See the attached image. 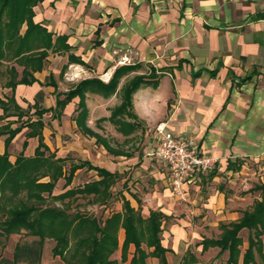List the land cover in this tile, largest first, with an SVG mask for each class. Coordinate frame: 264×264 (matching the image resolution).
<instances>
[{"label":"crops","instance_id":"obj_1","mask_svg":"<svg viewBox=\"0 0 264 264\" xmlns=\"http://www.w3.org/2000/svg\"><path fill=\"white\" fill-rule=\"evenodd\" d=\"M51 2L52 11L46 8ZM37 4L33 6V20L51 30L53 39L57 34H66L71 48L49 50L43 66L33 71L34 81L19 82L13 88L2 83L0 97L13 95L24 109L43 92L41 106L49 109L41 115V132L48 149L121 172V181L128 183L137 199L141 194L142 200L151 201L143 204L146 216L151 208L168 217L176 216L167 226V235L170 231L175 241L196 233L193 226L238 218L246 192L227 197L212 182L222 175L230 178L226 173L233 168H226L227 162L240 169L247 155L253 161L260 159L264 166V0H40ZM36 5L43 9H36ZM93 56L98 58L95 63L103 66L102 76L90 71L93 67L88 59ZM124 64L134 67L121 75L114 92L105 96L86 90L81 102L80 95L73 96L58 114L56 100L64 96V91L85 77L108 81L115 67ZM67 66L81 72L65 77L68 82L64 83L60 75ZM144 66L146 71L142 72ZM17 69L20 77L23 64ZM136 74L155 80L142 83L132 92V115L123 113L127 121L148 125L144 132L139 131L144 141L143 156L126 149L114 152L108 139L98 143L93 134L99 128L95 121L98 117L106 116L104 121L112 124L111 111L122 101L125 83ZM148 86L152 90L146 89ZM34 110L32 107L29 111ZM2 111L0 107V114ZM26 116L24 111L20 117L10 114L0 118V125L20 126L8 141V127L0 135V153L7 149L11 162L16 158L15 150L33 154L39 142L37 135L28 133L27 121L31 119L22 120ZM161 121L172 130L192 133L197 144L216 158L210 183L206 179L211 170L199 181L185 184V199L173 195L163 167L145 153L148 144L154 143V127ZM83 168L96 172L84 165L74 173ZM131 173L136 180L138 174H146L150 183L131 184L133 180H127ZM127 186L120 188L122 201L126 199L137 207L135 197L125 189ZM231 187L230 191H236ZM166 221L162 219L161 227ZM132 247L133 255L135 245L129 242L128 249Z\"/></svg>","mask_w":264,"mask_h":264},{"label":"rangeland","instance_id":"obj_2","mask_svg":"<svg viewBox=\"0 0 264 264\" xmlns=\"http://www.w3.org/2000/svg\"><path fill=\"white\" fill-rule=\"evenodd\" d=\"M37 5L35 6L36 9H43L42 6ZM46 8L52 11L54 9V3L51 2V4H48L46 6ZM45 19L43 20L44 23H46ZM24 25L25 24L23 23L21 26V32H23L24 30ZM49 50L53 51L51 50V48H49L47 52H49ZM97 54L100 55V52ZM97 59L98 58L94 56L88 59L89 63H91V67H93V70L90 69V71H93L99 76H102L103 66L97 65L95 63ZM19 64L20 63L15 61L14 59L9 61L3 60L0 62V84L5 83V81L12 75V71L10 72L11 66L14 67L16 77L19 76V71L17 69ZM146 67L147 66L141 68L142 72L146 71ZM70 68L69 66H67L64 73L60 75V78L64 83L68 82L65 77L72 78L74 74L75 76H77V74L81 72H74L72 70L73 67ZM128 77H125V79ZM152 88L153 87L148 86V88L146 89L152 90ZM42 97L43 92L41 91L35 97V102L29 104L23 109L24 111H26L27 116L22 120L37 117L36 113H31L29 110H31L32 107H44L41 106ZM117 98L118 97L116 95L114 100H116ZM165 100L169 101V96L166 97ZM62 108L63 106H59L56 108L58 114L62 112ZM45 114L44 117L48 118ZM105 119L106 116H100L95 120L97 121L99 128L97 132L93 131V134L96 136V141L98 143L107 142L108 139L109 142H107V144L109 143V147L114 152H117L121 149H126L127 151H131L132 153L133 151H136L139 156H143L144 141L143 135H141L139 131L144 132L148 125H142L139 123L137 124L136 122L127 121V115L124 114L119 115L118 117H116V119H113V122L115 123L112 122V124L110 125L104 121ZM104 124H106V126H104ZM8 126L9 123H5L4 127ZM38 129H40V127L36 124L30 132L36 131ZM41 129L40 133L42 135ZM133 130L136 131L135 134H133ZM118 132L121 133V135L118 134ZM63 139H67V136H64ZM152 145L153 143L148 144V149L145 150V153L152 147ZM40 150H43V156H50L51 154L52 156L50 157L52 159L61 157L59 160H57L59 169L57 172V177L54 181L53 188L49 193L47 191L42 192L44 196V199L42 201L35 203L34 199H31L27 196L25 190L12 194L10 189L7 188L5 191H3V189L0 187V264H84V253H86V251L88 250V246L90 245V237L91 235L97 234L95 231V224H103L104 220L107 217L118 213V216L112 217L109 223V229L115 226V230H113L114 234L116 235L117 245L108 255V258L111 260L110 264H131L133 247L129 250L128 244L126 246H123L122 242L123 238L125 237V227L122 225V222L124 219V215L126 214V210L124 201H122L121 198L122 194L120 188L121 186L125 187L128 185L127 182L123 183L121 181L122 173H118L117 171H115L116 175L111 178L112 180L109 182V184L101 186L102 190L100 193L95 194L94 192H79L77 191L79 187H82L85 183L93 179L100 178V175L97 173V171L95 172L93 170L83 168V170L77 171L76 174L73 171V173L70 175V178L68 179L67 175L69 167L72 164H77L79 162V160H77L78 158L71 155L70 153L60 156L55 151L49 150L48 146L46 147V149H43V146H40ZM13 153L16 156L20 153H22L24 156L34 155V153H25L23 150H15ZM250 158L251 157L248 155L244 156V158L242 159L243 164L240 169L233 168V170H231V173H226L231 175L230 178L228 177L229 175H222V177L218 179V181L212 182V184H215L217 187L222 188L227 197L235 198L234 194L239 196L241 192H246V205H244L245 200L242 199L241 202L243 203V205L241 206L244 207H241L239 209L241 215L243 210L252 208L254 200L261 198L259 191L256 189H252V187L254 184L264 181V166H262L263 162H261L260 159L258 161H253L252 158L251 161ZM214 173L215 171L211 170L208 178L206 179L208 182L205 180L207 183H210ZM131 175L132 173L127 177V180H133L131 184H133L135 181H139L144 186L150 183L151 178H149L146 174H138L137 180ZM40 179L48 180L50 179V176L46 175ZM66 180H68V182H66ZM229 186H232L231 188L236 191H230ZM69 189H71L69 192L64 193ZM125 189L128 190L130 195L133 194V196L135 197L136 193L130 189V186H127ZM139 195V200L135 197L137 207L131 205L130 206L133 208V214L135 215L134 223L141 231H143L140 235L142 239L141 247L144 250L143 261L145 262V264H160L159 258L151 253V247L153 248V245H149L146 243L150 226L143 204H149V202L151 201L149 199L142 200L141 194ZM28 204L36 205L38 208L32 213L33 216L37 212L41 211L40 209L45 207H55L61 210L57 217L52 218L46 216L43 218L46 227V235H44V237L42 238V243H39V236L33 234L32 232H29L28 228H26L24 225H19L15 228V230L9 233H5L1 229L2 220L6 218L9 210ZM83 217L88 218V221L85 223L79 222V219ZM174 217L176 216L170 214L169 217L166 218L167 223H163L162 229L159 233L161 244H167L166 246L169 247V251L167 252L168 259L166 258L168 262H171L173 264H182L183 262L187 264H227L226 260L228 257V250L220 252L219 246L214 244L208 245L205 249H202V242L200 241L203 238L219 237L226 229L227 223L237 220L239 219V217L228 220L221 219L214 225L201 224L199 228L193 226V231L197 232L191 233L187 236V239L182 238L180 241H175L173 238V234H171L170 231L169 236L167 235L168 223L170 225L172 221H175ZM67 223V243L65 245H61V243L57 242L56 235H50V229H52L53 231H58L56 233L58 235L59 233H62V230L65 228ZM238 234L242 238V241L239 244L238 259L236 262L230 264H241L243 250L247 245L249 230L246 227H243L238 231ZM256 237H258V239L261 241V245L259 249H254V264H264V229L262 233L258 234ZM121 242L122 246L120 252L118 247L119 243ZM16 245L18 246L19 254H17V256L19 258L17 259V261H14V249ZM55 245H57L58 248L62 249V253L53 252V247ZM128 251L130 255L128 254ZM191 254L194 256V259L192 261ZM128 257H131L130 262L127 260ZM136 264H142L141 258H139V255L137 254Z\"/></svg>","mask_w":264,"mask_h":264},{"label":"trees","instance_id":"obj_3","mask_svg":"<svg viewBox=\"0 0 264 264\" xmlns=\"http://www.w3.org/2000/svg\"><path fill=\"white\" fill-rule=\"evenodd\" d=\"M40 0H0V62L3 60H15L20 64H23V69L20 77H16L14 67L11 66V76L5 81V84L12 88L19 82L31 83L36 78L33 75V71L40 69L45 60L44 57L47 54L49 48L53 51H65L71 48L70 44L66 41L67 35L57 34L53 39V32L40 21H34L33 6ZM25 23L26 27L23 32L20 31L22 24ZM69 56L74 57V54L69 53ZM75 59H79L74 57ZM80 60V59H79ZM134 65L124 64L115 67L111 77L108 81H103L97 76L85 77L80 79L72 88L64 91L62 98H57L56 106H63L73 96L80 95V102L86 90H93L102 93L107 96L115 91L119 78L125 72L130 70ZM151 76V75H150ZM144 74H136L131 77L124 85L123 92L124 96L122 101L112 109L110 117L116 119L117 115L126 113L132 115L130 111L131 107V95L132 92L142 83L152 82L155 80L144 78ZM0 107L2 113L0 118L10 114H17L20 117L24 110L15 101L13 95L4 99L0 97ZM49 108L36 107L34 113L37 114L35 119L27 121L30 126L29 134L38 135L39 142L35 147L33 156H24L22 153L18 154L13 162L8 158L9 152L5 149L0 153V187L5 191L7 188L10 189L12 194L26 191L27 196L34 199L35 203L40 202L44 199L42 194L43 191L51 192L54 181L57 177L58 172V161L52 159L50 156H43V150H40V146L46 149V145L42 140L40 129L43 125L41 119L42 113ZM84 118V115H83ZM129 123V122H128ZM38 125L40 129L32 131L35 125ZM4 125H0V135L4 132ZM20 126L9 128V134L7 141L12 137ZM91 131V130H90ZM87 166V168H93L100 175L99 179H93L85 183L82 187H79V192H94L100 193L103 185H108L112 180L111 178L116 175L115 171H110L104 167L94 165L88 160H80L77 164H72L69 167L68 179L73 171L80 166ZM239 166V164H238ZM226 168H237V165L232 164L230 161L227 162ZM49 175L50 179L41 181L40 177ZM68 182V180H66ZM252 189L259 191L261 196L260 199L254 200V204L251 209H245L239 219L230 221L227 223L224 232L216 238H203L202 249H205L208 245H218L219 251L228 250L227 264L236 262L239 255V244L242 241L238 231L246 227L249 230L247 237V245L243 250L241 264H254V249H259L261 241L256 237L261 234L264 229V181L258 182L253 185ZM71 189L65 191L69 192ZM124 206L126 214L122 225L125 227V237L123 240V246H126L129 242H133L135 245V251L131 258V264H136V254L143 261V249L141 247V237L143 231L134 223L135 215L133 214V208L129 202L124 199ZM38 208L36 205H24L9 210L6 218L2 220L1 229L5 233H9L15 230L19 225H24L28 228L29 232L39 236V243L43 242V237L46 235L44 217H57L61 210L55 207H45L40 209L34 216L32 213ZM119 214V213H118ZM118 214L107 217L103 224H95V231L97 234L91 235L90 245L88 250L84 253L85 263L84 264H110L108 255L113 251L117 245L116 235L114 234V227L109 229L110 219ZM168 215L159 209H150L147 216L150 230L148 231L147 244L153 245L151 253L159 258L160 264H173L168 262L165 257V251L168 249L163 246L160 242L159 233L162 229L161 221L163 218H167ZM88 218L83 217L79 219V222L85 223ZM68 223L62 230V233L56 234L58 231L50 229V235L57 237V242L61 245L67 243V230ZM114 229V230H113ZM49 230V228H48ZM86 237V236H84ZM15 258L17 261L19 258L17 254L18 246L14 249ZM54 253H62V249L58 248L57 245L53 247ZM194 256L191 254V261ZM182 264H187L183 262Z\"/></svg>","mask_w":264,"mask_h":264},{"label":"built area","instance_id":"obj_4","mask_svg":"<svg viewBox=\"0 0 264 264\" xmlns=\"http://www.w3.org/2000/svg\"><path fill=\"white\" fill-rule=\"evenodd\" d=\"M155 141L146 152L164 169L171 192L186 198L185 184L199 181L215 166L216 158L203 150L192 133L175 131L159 122L154 127Z\"/></svg>","mask_w":264,"mask_h":264}]
</instances>
